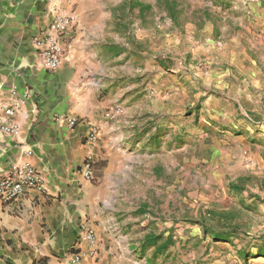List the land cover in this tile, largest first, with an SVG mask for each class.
<instances>
[{
	"label": "crops",
	"instance_id": "1",
	"mask_svg": "<svg viewBox=\"0 0 264 264\" xmlns=\"http://www.w3.org/2000/svg\"><path fill=\"white\" fill-rule=\"evenodd\" d=\"M123 1L0 0V105L11 107L10 120L19 128L16 135L0 132V173L27 163L43 181L42 190L30 189L12 204L0 203V264H59L72 251L86 252L85 224L100 240L99 254L84 253L79 264H110L111 247L101 233L108 235L118 209L112 207L102 217L99 204L108 207L123 186L130 146L141 148L142 122L172 107L182 110L189 94L201 101L199 131L215 133L210 152L238 171L255 162L263 165L264 5L251 9L255 17L247 16L243 29L211 28L197 41L181 32L168 37L187 45L162 56L175 60L181 53L204 69L177 62L161 83L151 86L138 77L146 74L154 82L164 72L158 60V21L154 17L131 38L140 46L132 50V59L126 58V37L118 35ZM62 15L73 21L58 37V66L47 69L36 42ZM138 23L134 19L130 26L138 28ZM151 87L162 101L150 98ZM113 105L121 112L107 118ZM55 115L75 117L77 123L67 127ZM93 128L97 140L90 142ZM89 155L93 178L86 180L80 166Z\"/></svg>",
	"mask_w": 264,
	"mask_h": 264
},
{
	"label": "rangeland",
	"instance_id": "2",
	"mask_svg": "<svg viewBox=\"0 0 264 264\" xmlns=\"http://www.w3.org/2000/svg\"><path fill=\"white\" fill-rule=\"evenodd\" d=\"M121 4L118 35L126 37V58L132 59V50L140 46L131 38L157 18L158 60L164 72L154 82L146 74L138 77L154 86L174 63L188 69L198 65L181 53L174 55L175 60L162 56L187 45L184 39L168 37L181 32L193 34L197 41L211 28L243 29L247 16L255 17L251 9L264 5V0H125ZM133 7H140V12ZM134 19L140 20V27L130 26ZM143 44L149 45L147 40ZM156 91L150 88V98L162 101ZM200 102L189 94L182 110L172 107L153 121L142 122L141 148L130 146L123 186L113 193L108 207L99 204L102 217L110 215L112 207L118 209L108 235L101 233L111 247L110 264H264V156L263 165L255 162L242 171L232 162L224 164L209 151L215 133L199 131ZM147 234L159 235V244L170 243L155 253L153 246L143 247ZM98 254L97 249L96 258Z\"/></svg>",
	"mask_w": 264,
	"mask_h": 264
},
{
	"label": "built area",
	"instance_id": "3",
	"mask_svg": "<svg viewBox=\"0 0 264 264\" xmlns=\"http://www.w3.org/2000/svg\"><path fill=\"white\" fill-rule=\"evenodd\" d=\"M73 17L70 15L56 16L43 31L42 37L37 40L39 54L42 63L47 69H54L60 62L61 45L59 35L64 34L71 27ZM201 69H204L201 66ZM121 112L119 105L109 107L105 113L107 118H114ZM13 110L11 107L0 105V132L16 135L19 128L10 120ZM59 123L67 127H73L77 123L75 117H63L55 115ZM90 142L97 140V130L93 128L87 135ZM30 153V151H27ZM82 177L86 180L93 178L91 155L84 158L80 166ZM43 181L41 173L27 163L13 165L8 174L0 173V203L12 204L18 201L30 189L42 190ZM83 238L88 243V249L83 252L79 249L70 252L59 264H79L84 253L96 256L98 240L92 227L88 224L83 225Z\"/></svg>",
	"mask_w": 264,
	"mask_h": 264
},
{
	"label": "trees",
	"instance_id": "4",
	"mask_svg": "<svg viewBox=\"0 0 264 264\" xmlns=\"http://www.w3.org/2000/svg\"><path fill=\"white\" fill-rule=\"evenodd\" d=\"M216 238H219V236H216ZM160 240V236L159 235H154V234H147L144 237L143 240V247H147V246H153L154 252L155 253H159L160 250L164 249L167 247V245L170 243V241H165L161 244L158 243V241Z\"/></svg>",
	"mask_w": 264,
	"mask_h": 264
}]
</instances>
